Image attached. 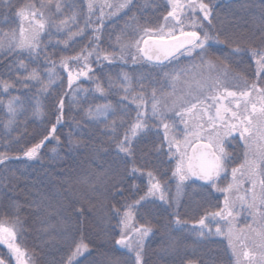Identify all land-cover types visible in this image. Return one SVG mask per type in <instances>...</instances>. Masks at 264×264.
Instances as JSON below:
<instances>
[{
    "label": "snow or ice",
    "instance_id": "snow-or-ice-1",
    "mask_svg": "<svg viewBox=\"0 0 264 264\" xmlns=\"http://www.w3.org/2000/svg\"><path fill=\"white\" fill-rule=\"evenodd\" d=\"M53 3L54 0H25L22 4L15 0H0V10H14L19 19L18 32L12 30L0 37V57L13 58L7 67L10 72H15L22 87L37 89L33 97V114L36 116L43 115L39 97L48 93L56 78V62L48 57L45 36L47 35L50 43L53 27L56 32H61L68 26V19L60 20L58 24L56 22V14L61 11L59 3H55V12L45 15L46 10L51 11ZM166 4L167 14L163 16V24L159 28H144L143 35L134 41V45L122 43L121 37H117V44L120 46L121 60L125 59L126 54H131L130 48L134 46L136 53L155 66H166V62L174 65L173 70L165 74L166 79L171 82L172 93L160 100L153 89L149 116L144 95H131L129 78L125 74L121 81L122 101H128L131 96L129 102L136 105L133 118L126 120L122 117L119 123L112 120L109 124V113L114 111L109 104L97 106L94 110L88 108L85 112L86 119L105 124L106 135L115 145L117 154L122 157L125 174L133 177L147 176L143 194H140L141 190L137 185L133 184L129 190L121 181L114 183L108 191L111 201L109 204H102V207L110 214L111 219L117 221L119 238L115 240V245L126 252L127 256H107L103 264H147L145 241L153 234L154 228L147 204L155 199L169 205L172 202L178 204L183 188L189 181H200L211 191L223 194V206L207 211L190 231H194L200 239L212 235L226 238L235 264H264V22L249 35L235 32L213 33L205 29L202 23L207 21L209 25L212 24L213 7L209 2L166 0ZM130 6L132 0H118L115 4L106 2L100 5L97 22L102 25L105 16L111 17ZM87 8L88 16L84 27L77 26L75 31L69 28V39L82 36L93 23V0H89ZM105 8L110 11L105 13ZM70 19L75 20L76 17ZM149 40L152 41L151 45ZM99 42L100 35L95 34L89 46L74 56H65L60 60L59 66L67 72V87L70 90L63 95H70L73 103L80 91L79 86L74 89L73 85L81 77L91 79L95 75L89 58L95 55L98 65L104 61L111 64L115 60L112 53L100 48ZM210 42L230 49L219 64L207 58ZM141 43L144 47H141ZM64 46H69L67 41ZM245 55L255 65L254 78L250 83L245 78L243 86L237 85L235 90L229 89L223 83L224 78L229 75L228 57L242 62ZM180 57L190 58V66L176 67L174 62L179 61ZM137 58L136 54H132L133 62ZM41 59L44 61V73L40 67H30L40 65ZM197 60L198 63L195 62ZM181 81L185 88L177 92L176 85ZM15 84V81L0 79V90L9 93ZM113 86L109 81L108 87ZM95 91L104 95L105 89L96 82ZM224 101H228L227 104ZM6 108L8 119L4 128L8 130L16 122L23 104L18 96L12 97ZM64 108L65 100L62 96L56 106V122L43 139L23 151L24 159H37L40 149L50 138L59 142V137L54 134L57 125L63 121ZM170 111L175 117H179L178 124L168 115ZM153 129L157 130V135L162 129L163 137L159 144L153 142L151 152L163 153L169 160L175 161L171 170V180L175 181L176 187L174 197L169 195L170 189L159 177L150 152H140L137 160L138 144ZM233 141L243 144V159L240 162L226 150L227 144ZM12 158L6 151L0 152V165H6ZM20 158L19 155L15 156L17 160ZM129 164L130 168L127 167ZM118 197L123 198L124 202L120 203ZM34 206L39 209V205ZM13 207L16 211L14 216L0 219V245L7 248V254L0 256V264H11V260H15V264H34L28 250L19 243V237L25 228L19 215L20 206L14 204ZM141 210L146 215L139 218L138 222ZM245 213L251 221L245 220L244 227L238 228L235 221ZM85 215L82 204L68 208L61 206L57 210L48 211L47 219L42 221V230L49 231L58 226L60 235L69 237L74 230L79 232L81 219ZM53 219L55 224L52 223ZM212 221L215 223H211ZM173 223L179 228L188 221L182 220L177 213ZM85 252H89V244L80 239L74 244V250L65 264H73L74 259ZM185 264H198V261L187 259Z\"/></svg>",
    "mask_w": 264,
    "mask_h": 264
},
{
    "label": "trees",
    "instance_id": "trees-1",
    "mask_svg": "<svg viewBox=\"0 0 264 264\" xmlns=\"http://www.w3.org/2000/svg\"><path fill=\"white\" fill-rule=\"evenodd\" d=\"M99 1L102 4L101 0H93L94 10L97 9ZM259 1L264 3L262 0H232V3L216 5L214 10L221 16L228 14L230 18H237L233 20L237 23L234 24L235 30L231 31L232 33L249 35L248 33L264 22V5L258 9L241 5L258 4ZM15 2L22 4L25 0ZM55 3L61 5V11L56 14L57 24L60 20L68 19V26L61 32H56L53 27L50 43L47 35L45 36L48 57L56 62V78L48 93L39 97L43 109L42 116L33 114L35 107L33 97L37 89L22 87L15 72H10L7 67L13 58L0 57L2 61L0 79L16 82L9 93L0 90V152L6 151L13 157L6 165H0V219L14 216L16 211L13 205L20 206L19 215L24 221L25 228L19 237V243L28 250L37 264H65L67 257L74 250V244L80 239L89 244V252L76 257L73 264H103L107 256L121 258L127 256L126 252L115 245V240L119 238L117 221L111 219L110 214L102 207V204H109L111 201L108 191L114 183L121 181L129 190L133 184L137 185L141 190L140 194H143L147 186V176L133 177L125 174L122 157L117 154L115 145L106 135L105 124L86 119L85 112L88 108L94 110L97 106L109 104L114 110L109 113V124L112 120L119 123L122 117L126 120L133 118L136 105L129 102L131 96L128 101H122L121 81L125 74L129 78L132 96L143 94L145 97V94L154 89L152 86L156 82L155 78L149 76L150 72L147 69L149 62L144 60L137 67H124L120 61V46L117 44V37H121L123 29L128 25L136 27V30L150 26L146 21L149 18L146 17L145 20L143 17L151 8L143 9L139 0H133L132 6L101 25L98 31L88 27L82 36L69 39V28L75 31L77 26L84 27L89 0H54L51 11H45L46 16L55 12ZM233 6L234 8H231ZM73 16L76 17L75 20L70 19ZM252 19L257 20L252 22ZM242 20L244 22H240ZM154 22L157 24L159 20ZM155 23L153 26H156ZM18 28L19 19L14 10H0V37L12 30L18 32ZM219 28L224 31L226 27L223 25ZM93 34L100 35V48L112 53L115 60L111 64L104 61L98 65L96 56L90 57L95 75H92L91 79L82 78L76 82L73 88L79 86L80 91L77 93L76 102L73 103L70 95H63L70 90L67 88L66 77L59 63L62 57L74 56L89 46L94 38ZM65 41L69 45L67 48L64 46ZM221 53H224L218 56L221 59L228 55L226 50ZM228 59L230 66L237 65V60L231 57ZM242 59L241 64L244 63L246 69H239V74L251 82L255 67L251 65L247 56H243ZM43 64L44 61L41 59L40 65L30 67H40L44 73ZM109 81L114 85L112 88L108 87ZM96 82L104 87V95L95 91ZM17 96L23 104V109L17 114L16 122L11 129L6 130L4 128L8 119L6 105L9 99ZM62 96L65 100L64 118L62 123L57 125L54 134L59 137V142L50 138L40 149L37 159L31 161L24 159L23 151L43 139L56 122V106ZM156 131L153 129L138 144L137 160L140 152H150L159 177L170 189L169 195L174 197L176 187L171 180L173 160H169L163 153L151 152L153 142L159 144L163 137V132L159 130L157 135ZM226 150L236 157L237 162L243 159L242 142L233 141L227 144ZM17 155L21 157L19 160L15 159ZM127 167L130 168L131 164ZM117 199L120 203L124 202L123 198ZM128 199L130 201L131 197ZM222 201V193L211 191L206 185L192 181L184 186L178 204L172 202L169 205L157 199L150 201L147 208L151 210L150 219L154 228L153 234L145 241L147 264H185L187 259L197 260L198 264H235L226 238L212 235L200 239L194 231H190L195 222L207 211L216 210L217 206L221 207ZM80 204L84 206L86 215L81 219L79 232L74 230L71 236L64 237L60 235L58 226L49 231L42 230V221L47 219L48 211L57 210L61 206L68 208ZM34 205H39V209ZM177 213L182 220L188 221L179 228L173 223L174 215ZM145 215V211L141 210L138 222L139 218ZM245 220L251 221L246 213L237 217L235 221L237 227L243 228ZM52 223L55 224V219ZM214 231L213 228V233Z\"/></svg>",
    "mask_w": 264,
    "mask_h": 264
},
{
    "label": "rangeland",
    "instance_id": "rangeland-1",
    "mask_svg": "<svg viewBox=\"0 0 264 264\" xmlns=\"http://www.w3.org/2000/svg\"><path fill=\"white\" fill-rule=\"evenodd\" d=\"M139 1H140V5L142 6L143 9H148V8L150 9L151 8V11H148L144 15L143 19L146 20L147 19L146 17H148L149 19L146 20L147 24L150 25V26L152 24V26L151 27L150 26L142 27L139 30H136L137 29L136 27L132 26L131 24L128 25L127 27H125L123 29V33L121 34V38H122V41H123L124 44L134 45V41L137 40V39H140V36L143 35L142 30L144 28H159L163 24V16L167 14V12H166V8H167L166 0H139ZM262 1H264V0H262ZM101 2H102V4H105L106 2L115 4V3L118 2V0H101ZM132 2H133V0H132ZM150 2H152L153 4L152 5L149 4ZM205 2H209L212 5V7H213V18H212V24L211 25H209L207 21H202V23L204 25V28L207 29V30H210L213 33H215V32H224V31L232 33L231 31L235 30L234 29V24L237 23V22H234L233 20L237 19V18H235V17H234V19L230 18L228 14H224L223 16H221L217 12H215V10H214L216 5L224 4V3H232V0H205ZM102 4L99 1L98 6L96 7L97 9L94 10V13H93V15L91 17L93 23L89 26V28L91 30H93V31H97L99 29V27L101 26V24L97 22V17L99 16L100 5H102ZM145 5H147V6H145ZM263 5H264V3L259 1L258 4L257 3L256 4L250 3V4H243L241 6L242 7H246V8L254 7L255 9H258V8H260ZM231 8H234V6L231 7ZM238 8H240V7H237V9ZM104 11H105V13H107L110 10L105 8ZM257 12H258V10H257ZM115 16L116 15H113L111 17L105 16V18L103 19V24L102 25L108 23V21L113 19ZM157 20H159V22L156 24L154 21H157ZM256 20L257 19H252V22H256ZM246 21H247V19L245 20V22ZM240 22H244V21L242 20ZM154 23L156 24V26H153ZM223 25L226 28H224L225 29L224 31H221L222 29L219 28V27H222ZM217 26H219V27H217ZM255 29L253 31H255ZM250 33H248V34H250ZM144 38L147 39L148 37H144ZM257 43H259V42L257 41ZM210 44H211V46L208 48V57L207 58L211 59V60H213V61H215L216 63L219 64L220 61L223 60V59L219 58L218 56L224 54V53H221L224 50H226L227 53H229L230 49L226 48L224 45H219V44H216L214 42H210ZM142 46H143V43H141V47ZM130 52H131V54H126L124 60L120 59L121 63H123V65H124V67L125 66H128V67L129 66L130 67H135L136 66L137 67V66H139L140 64H142L144 62L145 59L142 56H140L138 53H136V50H135L134 46L130 48ZM215 52H217L218 54H216ZM132 54H136L137 57H138L135 62H133V60H132ZM195 62L198 63V60L195 61ZM242 62H243V59H242ZM242 62L241 61L240 62L237 61L236 62L237 65L235 67L234 66H230L229 67V75H228V77L224 78V80H223V83L229 89L235 90L237 85L243 86V82H244L245 79H244L243 76H241L239 74V71L242 70V69H246V66L244 65V63L241 64ZM191 63H192V61L188 57H180L179 61L174 62L175 66L176 67H180V68L190 66ZM251 65L253 67H255L254 64L251 63ZM73 67H75V65H73ZM166 67L167 68L162 67V66H155L154 63H152V62L150 63L149 62V67L147 68L148 71L150 72L149 76L152 77L153 79L155 78V82L156 83H153L152 87L156 91L157 99H160V100H164V98L168 97L173 91L171 82L166 79L165 74L171 72L173 70L174 65L166 64ZM63 73H64V75L66 77V82H67V72H65L63 70ZM82 78L85 79L84 77H81L80 79H82ZM76 84H74L73 87ZM176 88H177V92H179L181 89H184L185 85H184L183 81L178 83L176 85ZM152 92H153V89L148 92L149 94H145V97H144L145 100L147 101V108H148L149 116H150V109H151ZM227 102L228 101H225V104H227ZM169 103H170V100H169ZM168 115L172 118V120H175L177 122V124L179 123V117H175L173 112H171V111L168 112ZM169 122L171 123V121H169ZM179 126L183 127V125H179ZM160 131L163 132L162 129ZM174 166H175V161H173V168H174ZM174 183H175V181H174ZM247 187H248V185H245V188H247ZM175 195H176V191H175L174 196ZM222 206H223V201H222L221 207ZM221 223H223V222H221ZM22 236H23V234H22ZM23 248H25V247H23ZM6 254H7V248L4 245H0V256H5ZM234 263H235V261H234ZM11 264H15V260H11ZM34 264H37V262L35 260H34Z\"/></svg>",
    "mask_w": 264,
    "mask_h": 264
},
{
    "label": "water",
    "instance_id": "water-1",
    "mask_svg": "<svg viewBox=\"0 0 264 264\" xmlns=\"http://www.w3.org/2000/svg\"><path fill=\"white\" fill-rule=\"evenodd\" d=\"M151 43H152V41L151 40H149V45H151ZM142 47H144V45L142 46ZM147 61V60H146ZM149 62V61H148ZM151 63V62H150ZM153 63V62H152ZM224 103H225V101H224ZM197 183H200V184H202V182H200V181H196Z\"/></svg>",
    "mask_w": 264,
    "mask_h": 264
}]
</instances>
